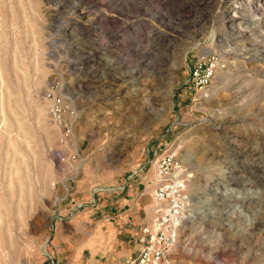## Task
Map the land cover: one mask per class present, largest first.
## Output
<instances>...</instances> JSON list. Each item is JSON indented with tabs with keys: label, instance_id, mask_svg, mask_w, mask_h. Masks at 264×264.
<instances>
[{
	"label": "rangeland",
	"instance_id": "rangeland-1",
	"mask_svg": "<svg viewBox=\"0 0 264 264\" xmlns=\"http://www.w3.org/2000/svg\"><path fill=\"white\" fill-rule=\"evenodd\" d=\"M166 152L194 212L168 264H264V0H0V264H63Z\"/></svg>",
	"mask_w": 264,
	"mask_h": 264
},
{
	"label": "crops",
	"instance_id": "crops-1",
	"mask_svg": "<svg viewBox=\"0 0 264 264\" xmlns=\"http://www.w3.org/2000/svg\"><path fill=\"white\" fill-rule=\"evenodd\" d=\"M151 190L135 178L126 181L121 191L106 193L90 213L91 233L62 245L56 236L54 249L65 253L58 259L66 260L63 264H125L136 257L145 239L142 228L151 220Z\"/></svg>",
	"mask_w": 264,
	"mask_h": 264
},
{
	"label": "built area",
	"instance_id": "built-area-1",
	"mask_svg": "<svg viewBox=\"0 0 264 264\" xmlns=\"http://www.w3.org/2000/svg\"><path fill=\"white\" fill-rule=\"evenodd\" d=\"M218 55L198 58L189 72V83L195 89L210 86L217 71L223 68ZM176 164V153L157 157L149 181L154 202L150 224L142 228L144 243L136 257L125 264H168L180 233L194 217L187 177Z\"/></svg>",
	"mask_w": 264,
	"mask_h": 264
},
{
	"label": "bare ground",
	"instance_id": "bare-ground-1",
	"mask_svg": "<svg viewBox=\"0 0 264 264\" xmlns=\"http://www.w3.org/2000/svg\"><path fill=\"white\" fill-rule=\"evenodd\" d=\"M213 36H214V34L212 33L209 37H208V39H206L207 41H205V42H212V40H213ZM215 42V41H214ZM209 45H211V44H209ZM209 45H203L202 44V46L201 45H199V43L198 44H195L194 45V47H199L200 46V50L205 54L206 52H208L209 51ZM214 44H212V46H213ZM224 63H225V61H223ZM232 62H234V60L233 61H227V63H226V68L225 69H221L220 71H219V73H218V71H217V73L218 74H220L221 76H223L225 79H228V76H229V71H231L230 70V63H232ZM232 65V64H231ZM225 66V64L223 65V67ZM41 80V79H40ZM15 103V102H14ZM14 106V105H13ZM13 108V107H12ZM39 110V109H38ZM41 112H42V110H41ZM41 112L39 113V115H38V117H39V119H40V122L42 123L43 121H44V117H43V115H41ZM13 115V114H12ZM20 117V116H19ZM15 120V119H14ZM37 121V120H36ZM38 123V122H37ZM21 125V124H20ZM24 127V126H23ZM22 127V128H23ZM24 130H25V128H24ZM23 129H22V133H23V140L25 141V145H28L29 143H28V139H27V137H26V134H25V131H24ZM39 130H41V129H39ZM42 133V132H41ZM12 148H13V150H14V152H13V158H12V164H11V167H12V169H13V174H15V178H16V181H21L20 180V174H18V165H17V162L16 161H18V162H23V157H19V155H18V153H17V150L16 149H14L15 147L14 146H12ZM33 149H34V147H33ZM39 149V148H38ZM36 152V151H35ZM17 158V159H16ZM35 161V160H34ZM34 163V162H33ZM26 167V166H25ZM47 167H49V165L47 166ZM46 168V167H45ZM38 171V170H37ZM23 176V175H22ZM190 176V175H189ZM22 178V177H21ZM206 182H207V180H206ZM20 183H22V182H20ZM19 184V183H18ZM14 185V184H13ZM151 185H149V187H150ZM23 187V186H22ZM14 188V187H13ZM67 188V187H66ZM7 194V193H6ZM2 205V203L0 202V206ZM153 205H154V202H152V205H151V207H152V212H153ZM1 259V258H0Z\"/></svg>",
	"mask_w": 264,
	"mask_h": 264
}]
</instances>
